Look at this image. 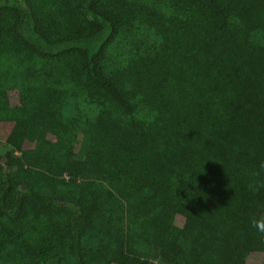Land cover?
<instances>
[{
  "label": "trees",
  "instance_id": "obj_1",
  "mask_svg": "<svg viewBox=\"0 0 264 264\" xmlns=\"http://www.w3.org/2000/svg\"><path fill=\"white\" fill-rule=\"evenodd\" d=\"M3 124L0 264H264V0H0Z\"/></svg>",
  "mask_w": 264,
  "mask_h": 264
},
{
  "label": "rangeland",
  "instance_id": "obj_2",
  "mask_svg": "<svg viewBox=\"0 0 264 264\" xmlns=\"http://www.w3.org/2000/svg\"><path fill=\"white\" fill-rule=\"evenodd\" d=\"M135 36V35H134ZM134 49L129 45L128 41L123 38H119L115 40V42L110 46L108 55L109 59H111L112 62H118V61H125L129 56L132 55ZM137 53V50H135L133 56ZM33 71L43 69V66L40 64L34 65V68H32ZM46 69H52L51 68V62L47 65ZM69 89V96L67 98V109L66 112L70 115H76L79 118V121H84L85 117L87 116L88 109L81 104V102H78L76 98H73L72 95L75 89L73 87H68ZM13 99L17 97L18 92H13ZM19 95V94H18ZM51 108L53 111L57 112L60 109V106L52 105ZM55 116H57V113H54ZM59 114V113H58ZM83 117V118H82ZM12 124H3L0 128V173L2 171L3 165H4V157L7 153L11 151V147L7 144V138L11 132ZM152 262L154 264H161V261L153 256ZM249 264H256V262H249Z\"/></svg>",
  "mask_w": 264,
  "mask_h": 264
},
{
  "label": "clouds",
  "instance_id": "obj_3",
  "mask_svg": "<svg viewBox=\"0 0 264 264\" xmlns=\"http://www.w3.org/2000/svg\"><path fill=\"white\" fill-rule=\"evenodd\" d=\"M254 226L259 228L261 231H264V218H261V221L255 223Z\"/></svg>",
  "mask_w": 264,
  "mask_h": 264
}]
</instances>
